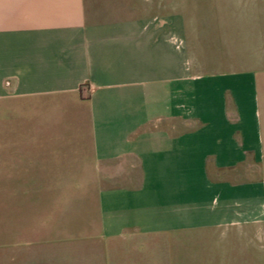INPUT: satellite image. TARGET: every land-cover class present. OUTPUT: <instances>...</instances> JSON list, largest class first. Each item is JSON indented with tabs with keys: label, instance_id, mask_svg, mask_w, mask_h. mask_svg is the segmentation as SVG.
Returning a JSON list of instances; mask_svg holds the SVG:
<instances>
[{
	"label": "crops",
	"instance_id": "crops-1",
	"mask_svg": "<svg viewBox=\"0 0 264 264\" xmlns=\"http://www.w3.org/2000/svg\"><path fill=\"white\" fill-rule=\"evenodd\" d=\"M251 14L243 38L154 0H0V264H154L162 236L186 264L187 236L264 223Z\"/></svg>",
	"mask_w": 264,
	"mask_h": 264
},
{
	"label": "rangeland",
	"instance_id": "rangeland-1",
	"mask_svg": "<svg viewBox=\"0 0 264 264\" xmlns=\"http://www.w3.org/2000/svg\"><path fill=\"white\" fill-rule=\"evenodd\" d=\"M259 7H264V0H154V21H184L192 31H200L199 26H216L230 37L245 38L247 23L256 16L251 11ZM63 196H68L66 190ZM197 238L187 236L180 255L182 262L264 264V223L206 233L199 241ZM165 240L164 236L154 237V264H165L167 260Z\"/></svg>",
	"mask_w": 264,
	"mask_h": 264
}]
</instances>
